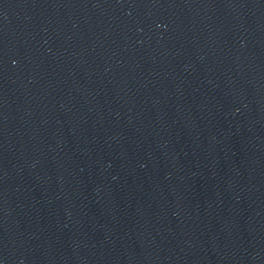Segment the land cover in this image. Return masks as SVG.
I'll return each instance as SVG.
<instances>
[{"label": "water", "instance_id": "95a60500", "mask_svg": "<svg viewBox=\"0 0 264 264\" xmlns=\"http://www.w3.org/2000/svg\"><path fill=\"white\" fill-rule=\"evenodd\" d=\"M0 264H264V0H0Z\"/></svg>", "mask_w": 264, "mask_h": 264}]
</instances>
